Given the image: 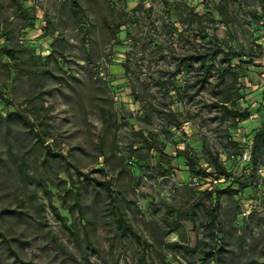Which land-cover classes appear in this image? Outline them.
<instances>
[{"label": "rangeland", "instance_id": "374dc122", "mask_svg": "<svg viewBox=\"0 0 264 264\" xmlns=\"http://www.w3.org/2000/svg\"><path fill=\"white\" fill-rule=\"evenodd\" d=\"M17 1L27 18L0 0V264H264V207L241 222L226 179H190L264 124V0Z\"/></svg>", "mask_w": 264, "mask_h": 264}, {"label": "trees", "instance_id": "16d2710c", "mask_svg": "<svg viewBox=\"0 0 264 264\" xmlns=\"http://www.w3.org/2000/svg\"><path fill=\"white\" fill-rule=\"evenodd\" d=\"M11 1L15 3L16 9L18 10V14L20 15V17L21 18H27V15H28L27 11L24 8H22V6L18 3V1L17 0H11ZM216 11H217V14L221 18H224L223 11L221 9L217 8ZM19 43H20V39H19ZM6 56L11 58V59L14 58L13 53L10 51L6 52ZM207 78H208V71L202 76V80H201L202 83L207 81ZM228 102H229L228 100H224V102H221V103H223L222 105H226ZM221 110H222V115L231 118L232 121L236 124H237V122L247 121L249 116H250L249 114H247V112H244V111L241 112L240 110H237L234 108H225L224 106H221ZM251 134L253 137V150H252V155H251V165L254 168H256L258 166L256 165V162H255V154L258 150H260L262 148L264 150V124L258 130L252 131ZM231 145L236 148V151L234 152V154H237L239 151L238 146L234 145V144H231ZM209 157H210V160L208 162L207 169L210 172H206L207 170H205V173L204 172H202L201 174L196 173V176L194 175L193 177H191L190 179H192V181L195 180V182L194 181L192 182V184L194 186L196 185V183H200L201 181L207 179L210 175H214L215 177H218V178L223 176L226 179V181H228V185L223 190H221L219 192V195H226L227 197L233 198V196L236 194V191L232 190L233 186L234 187L236 186V185H234V183L237 182L239 179H241L243 176L255 173V172H251L249 174L243 175L240 178L232 179L230 174L227 172V169L220 163L217 156L209 155ZM186 166H187V169H189L191 172H193V169L196 168V166L194 165V161H191V160H187ZM259 166H264V165H259ZM187 175H189V172H187ZM256 181L253 183H250L249 185L254 187V183H256ZM201 191H203V190H201ZM206 192L207 191L204 190V192H202V194L208 195V194H206ZM212 206L214 208H216L215 203L212 204ZM212 211H215V210L212 209ZM254 213H256V211ZM254 213H252L250 215L248 220L251 218V216L254 215ZM236 215H237V207H236ZM212 216L214 218L213 220H215L214 212H212ZM247 221H245V222H247ZM115 225H116V229H117V232H118V235L120 238H127L129 236H132L136 240H140V236L126 222V220L124 219V217L121 214H117V216L115 218ZM182 240H184V238H182ZM172 245L174 248H176L178 250H183L187 254H194L196 252L195 247L194 248H188L186 246H181L177 242L172 244ZM215 251L210 250V251L206 252V254H205L206 258H203L200 260H195L194 264H203L204 261H206V262L211 261L212 262L216 257ZM11 253H13V252L11 251Z\"/></svg>", "mask_w": 264, "mask_h": 264}, {"label": "built area", "instance_id": "2783aa9c", "mask_svg": "<svg viewBox=\"0 0 264 264\" xmlns=\"http://www.w3.org/2000/svg\"><path fill=\"white\" fill-rule=\"evenodd\" d=\"M26 39L27 38H20V43L23 44ZM261 78L260 81L263 83L264 73L261 75ZM262 117L264 118V110ZM252 118V116H249L247 121ZM247 121L237 122V124L242 125ZM232 141L238 146V153L218 156L220 163L227 169L231 178H240L251 172H255L258 176L256 183H254V187L257 190L254 198H246L242 193L237 191L236 188H232L236 191L233 199L237 207V218L239 221L245 222L252 213L257 211L260 207H264V166L254 168L251 165V155L253 150V137L251 132H248L245 129L242 131L237 130L232 137ZM218 180L220 182H225L223 176L219 177ZM193 181L195 182V180ZM197 184L199 183H196V186H198Z\"/></svg>", "mask_w": 264, "mask_h": 264}]
</instances>
